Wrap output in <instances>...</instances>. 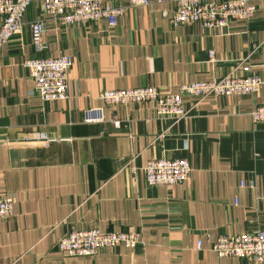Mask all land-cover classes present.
<instances>
[{
    "label": "crops",
    "instance_id": "0c3cea01",
    "mask_svg": "<svg viewBox=\"0 0 264 264\" xmlns=\"http://www.w3.org/2000/svg\"><path fill=\"white\" fill-rule=\"evenodd\" d=\"M253 2L248 22L208 29L174 25L173 0H110L124 8L115 26L68 25L32 1L20 32L0 50V196L13 202L12 216L0 219V263L256 264L211 250L218 236L264 230V122L250 115L264 105V0ZM37 19L46 26L39 52L29 27ZM58 55L72 60L66 97L45 102L25 62ZM239 63L262 78L256 93L184 96L188 111L172 124L157 117L153 101L99 98L106 89L145 86L174 94L183 83L240 74ZM97 108L104 121H85ZM161 157L186 158L189 179L147 184L143 166ZM90 228L138 232L142 242L84 257L58 250L67 232Z\"/></svg>",
    "mask_w": 264,
    "mask_h": 264
},
{
    "label": "built area",
    "instance_id": "2783aa9c",
    "mask_svg": "<svg viewBox=\"0 0 264 264\" xmlns=\"http://www.w3.org/2000/svg\"><path fill=\"white\" fill-rule=\"evenodd\" d=\"M33 0H0V50L20 32L23 16ZM130 6H144L150 0H126ZM160 2V0H157ZM174 12L170 18L174 25L197 23L208 29L226 28L232 21L248 22L257 13L253 0H173ZM46 15L61 19L64 23L78 24L89 21H105L115 26L124 8L110 3V0H41ZM31 43L35 51H42L46 45L43 34L46 31L43 19L29 24ZM210 56L213 53L210 52ZM34 80L35 89L42 101L61 100L66 97L68 71L72 60L67 55L44 56L25 62ZM238 67V66H237ZM264 68V63L262 64ZM240 74L234 70L217 79L198 80L183 83L174 94L161 95L154 86L106 89L99 98L106 105L153 101L159 118H168L171 124L185 117L188 109L183 104L184 96L200 101L207 96L252 95L256 93L262 78L250 65L239 63ZM102 109L87 110L85 121L103 122ZM254 122H264V105L250 112ZM114 127L120 120L111 118ZM166 129L159 136H164ZM144 179L149 185H173L187 180L191 168L186 158L161 157L151 159L142 168ZM252 187L253 183L250 181ZM240 186H243L240 182ZM13 213V202L9 196H0V219L9 218ZM142 242L138 232L108 231L96 228L71 230L56 242L58 250L66 256H93L101 249L116 246L134 247ZM200 247V241L197 242ZM211 250L218 257H238L253 259L256 264H264V230L244 231L236 235L218 236L211 244ZM0 264H17V259Z\"/></svg>",
    "mask_w": 264,
    "mask_h": 264
}]
</instances>
